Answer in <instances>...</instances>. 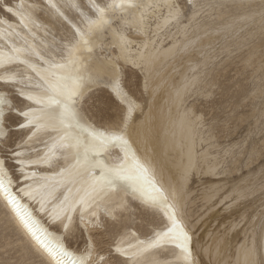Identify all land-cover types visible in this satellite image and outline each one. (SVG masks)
Segmentation results:
<instances>
[{
  "label": "snow or ice",
  "instance_id": "6c2138e0",
  "mask_svg": "<svg viewBox=\"0 0 264 264\" xmlns=\"http://www.w3.org/2000/svg\"><path fill=\"white\" fill-rule=\"evenodd\" d=\"M187 3L191 16L170 13L175 24L187 19L186 27H193L208 7H217ZM165 7L176 6L0 0V226L18 233L29 253L15 264H207L199 225L205 213L238 205L239 193L205 186L203 211H190L196 199L191 185L206 166L192 133L206 118L169 114L163 155L158 134L141 120L145 109L151 114L157 93L156 54L148 44L132 52L123 36L110 41L116 55L94 52L95 41L103 43L111 28L106 17ZM237 7L249 13L245 19L259 17L264 28V0ZM130 76L136 77L135 89ZM101 90L106 97L96 95ZM223 170L210 168L208 175ZM258 219L264 233V211ZM250 222L243 216L220 232L226 237ZM259 239L246 248L244 264H264Z\"/></svg>",
  "mask_w": 264,
  "mask_h": 264
},
{
  "label": "rangeland",
  "instance_id": "374dc122",
  "mask_svg": "<svg viewBox=\"0 0 264 264\" xmlns=\"http://www.w3.org/2000/svg\"><path fill=\"white\" fill-rule=\"evenodd\" d=\"M178 1L182 9L181 14L190 16L191 12L186 0ZM25 2L31 3V0H25ZM82 2L87 4L89 0H82ZM202 2L207 5H217V7L206 9L200 21L201 24L208 20L211 23L207 27L213 28L209 32L217 30V35L222 34L225 39L217 38L209 46L207 45L208 47L204 46L205 50L202 48L197 66L188 71L190 83L185 93L184 107L190 110L189 113L206 118V123H201L194 128L197 148L200 150L208 148L214 155L211 161L215 167L223 166L224 170L217 172L213 177L204 174L192 183L190 196L196 199L191 201L190 211L195 214L203 211L202 192L203 188L209 185L210 179L220 181V184L224 183L228 189L233 186L244 188L239 203L231 209L232 212H226L220 208L205 213L203 222L199 225L198 235H200V241L205 243L204 235L207 232H209L208 239L214 235L215 231L221 235L219 228H222L223 224L225 225L226 222L231 224L240 217L248 216L251 217V222L245 227L229 230L231 232L227 233V237L230 239L232 234L238 232L240 234L237 237L238 241L249 244L253 239L252 230L255 229V233L258 232L260 222L258 217L260 212L264 211V196L260 194L261 183L264 181V175H262L264 154L261 151L264 148V122H262L264 121V28L261 27L259 17L255 20L245 19L249 13L237 6L258 4L260 0H202ZM220 5L224 7L221 8ZM236 16H242V18L234 19ZM222 23L229 25L227 30L220 27ZM193 27L188 29L193 30ZM127 29L126 33L131 34V30ZM136 83L135 76L128 78L130 88L135 89ZM142 84L141 78V87ZM155 87L157 88L156 85ZM161 87L157 89L159 92L164 89L163 85ZM96 95L104 98L106 92L101 90ZM170 98L169 94L165 99L167 106L170 104ZM217 161L219 164L216 163ZM17 238L18 234L13 235L11 227L0 226V261L4 264H15L16 261L24 259L22 253L18 251L20 245ZM237 243L234 242L232 245L228 243V250L219 248L216 263L222 264L225 255L233 252ZM212 246L214 244H211V248ZM224 250L228 252L224 253ZM207 264L214 263L208 261Z\"/></svg>",
  "mask_w": 264,
  "mask_h": 264
},
{
  "label": "bare ground",
  "instance_id": "6f19581e",
  "mask_svg": "<svg viewBox=\"0 0 264 264\" xmlns=\"http://www.w3.org/2000/svg\"><path fill=\"white\" fill-rule=\"evenodd\" d=\"M17 1L18 0H16V2ZM111 2L112 0H109V3ZM116 2L119 3L120 0H116ZM141 2L144 4H151L154 2L170 3V4H174L176 7L172 9H169L167 7L156 8L154 11L144 8L141 10H137L131 16H125L123 18H121V13L117 11L115 15L111 17H106L105 19L111 25V28L106 33H103V41H104L103 43L101 42L100 39L95 41L94 52L98 57L101 58L107 57L109 55H116L119 52V49H117L116 52H113L110 41H112L113 38L116 36H123L132 45L130 49L132 52H135L137 47L142 49L145 44H148L149 48L156 54L157 58L153 66V79L155 81V85L157 86V89H159L162 85L164 86V89L160 92L159 90H157L158 92L156 93L154 99L153 110L151 114H149L148 109L145 110V116L141 117V120H146L148 122V125L151 128L152 132L154 133V136L158 134L159 140L157 141V143L161 147L162 154L167 156L168 146L164 142L163 126L167 123L168 115L169 114L175 115L177 112L179 113L190 112L188 108L184 107V101H185L184 97L187 91V86L190 83L188 78V71L195 69V67L197 66L198 57H200V55L202 54V50H203L202 48H204V46L207 45L209 46V44L216 41L217 38L219 39L223 36L222 34L221 36L217 35L216 33L217 30L209 32L211 26L210 29L207 26H209L211 22H209L208 20H207L208 22L205 21L203 24H201L200 22L196 26L194 25L195 27H193V30L191 28H190L191 30H189L188 27H186L188 24L187 19L183 20V22L178 25L175 24L173 20L170 18V13L171 16L174 17L178 12L179 13L182 12L181 5L178 0H141ZM186 4L188 5L187 0H186ZM141 12L144 13V16L140 30L138 32L137 22L140 21ZM238 18L241 19L242 16H236L234 19H238ZM11 19H13L14 21L12 22ZM11 19L9 20V22L12 23L14 26L18 24V18L13 17ZM127 28L131 30V34L126 33ZM16 30L19 31V28H17ZM85 75H87V73H85ZM167 78L169 80H167ZM178 90L180 91L179 98H177ZM169 94L171 97L170 98L171 101L169 100L170 104L167 106L165 99ZM172 111H174L175 113H173ZM192 135L195 139V144L197 148L194 129ZM199 141H201V139ZM201 154L205 158V164H206L204 173L208 174L210 168L211 169L216 168L213 163L211 165L207 164V161L209 160L211 161V159L214 158V155H212L209 152L208 148L201 149ZM173 155L175 156L176 154L173 153ZM176 159L177 162H179L178 156L176 157ZM208 182L209 185H207V187L211 188L219 185L221 189L226 188L224 183L222 184L219 183L220 181L216 182V180L210 179ZM204 189L205 188H203L202 193H203V197L205 198ZM243 190L244 188H241L240 186H233L229 189L230 192L235 191L239 193L238 199L242 196ZM230 211L232 212V210ZM258 225H259L257 229L258 232L255 233V229H253L251 232L253 234V239L249 244H247L245 241L244 242L238 241L237 237L240 235L238 232L234 235L232 234V237H230V239L227 237L228 235L225 237L222 234L221 235L217 234L216 233L217 231H215L216 234L215 233L214 235L211 234L212 236H210V238L208 239L209 232H207L206 235H204L206 236V238L204 237L205 243H202L200 241L201 246L204 250L203 260L205 262L209 261V262H213L214 264H217L216 256L220 252V249L223 250L226 248L228 250V243L229 244L231 243L230 245H232V243L238 242L233 252L230 250L231 252L229 254H226L224 258L222 256L223 258L222 264H229V262H231V264H244L246 259L245 250L246 248H250L254 243L257 242V237L260 238L259 252L261 254H264V233H262L261 231L260 222ZM222 226H224V224ZM37 227H39V225H37ZM11 230L13 231V235H16V232L12 228ZM141 239H143V237H141ZM209 240H211L210 241L212 242L211 244H214V246H212L213 248H211V244ZM17 241L19 242L20 245L18 251L22 253V257L24 259L28 258L29 257L28 249L26 247L25 242L21 240L19 234ZM133 243H135V241H133ZM224 251H225L224 253L228 252V251L226 252V250ZM158 258L163 260V259H171L172 257L160 256ZM219 258H221V256Z\"/></svg>",
  "mask_w": 264,
  "mask_h": 264
}]
</instances>
